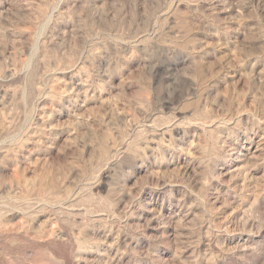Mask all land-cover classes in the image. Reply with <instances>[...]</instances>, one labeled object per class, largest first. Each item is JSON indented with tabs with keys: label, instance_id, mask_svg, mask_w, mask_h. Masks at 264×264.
I'll return each instance as SVG.
<instances>
[{
	"label": "rangeland",
	"instance_id": "rangeland-1",
	"mask_svg": "<svg viewBox=\"0 0 264 264\" xmlns=\"http://www.w3.org/2000/svg\"><path fill=\"white\" fill-rule=\"evenodd\" d=\"M0 264H264V0H0Z\"/></svg>",
	"mask_w": 264,
	"mask_h": 264
}]
</instances>
